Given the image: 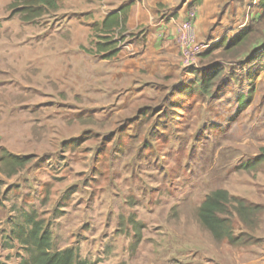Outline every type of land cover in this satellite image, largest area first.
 <instances>
[{"label": "rangeland", "instance_id": "rangeland-1", "mask_svg": "<svg viewBox=\"0 0 264 264\" xmlns=\"http://www.w3.org/2000/svg\"><path fill=\"white\" fill-rule=\"evenodd\" d=\"M125 1L55 0L25 20L15 0H0V264L27 257L16 235L31 215L50 231L53 251L72 248L88 264H264L258 0L211 3L205 40L195 25L203 0L186 4L180 26L191 18V44L203 46L188 58L180 28L173 74L138 39L150 24L129 29ZM185 2L159 9L176 16ZM120 9L124 27L103 33L104 17ZM248 26L245 44L202 55ZM216 62L223 85L205 95L194 71ZM7 153L29 161L8 175ZM217 189L261 206L245 222L230 217L235 236L258 241H217L201 225L199 206Z\"/></svg>", "mask_w": 264, "mask_h": 264}, {"label": "trees", "instance_id": "trees-1", "mask_svg": "<svg viewBox=\"0 0 264 264\" xmlns=\"http://www.w3.org/2000/svg\"><path fill=\"white\" fill-rule=\"evenodd\" d=\"M193 1L198 2L199 0ZM17 2L20 4H16ZM54 3L55 0H15L11 6L22 12L23 19L30 20L40 16L44 7L54 6ZM257 6L264 14V0H258ZM120 11L121 9L104 17L100 23L103 33H108L109 30L119 26L124 27L126 16H123ZM250 31L248 26L237 31L230 38L223 36L214 45L208 47L202 55H208L209 52L220 46H224V51H231L238 45L245 44L246 40L249 39ZM98 46L100 51H106L105 46ZM115 53L116 50L105 57H111ZM261 56H264V50ZM223 71L221 63L216 62L210 67L196 69L192 81L201 93L213 95L223 85L222 78L225 76ZM250 97L251 90H249L248 99ZM261 151L262 154L255 161L264 158V147L261 148ZM3 156L1 159L12 167L8 175L15 173L18 168H22L29 161L28 156L18 157L8 153ZM248 165L249 163H246L244 166L248 167ZM260 208L261 206L257 204H248L244 198L230 196L226 190L217 189L205 196L198 209V219L215 240H226L233 244H248L258 240H250L248 236L244 238L243 235L235 236L230 217L235 214L241 221H244L246 217L255 215ZM16 237L27 249V257L22 260L21 264H88L86 260H81L72 248L53 251L50 231L44 227L42 220L36 219L33 215L25 218L24 225L17 231Z\"/></svg>", "mask_w": 264, "mask_h": 264}, {"label": "crops", "instance_id": "crops-1", "mask_svg": "<svg viewBox=\"0 0 264 264\" xmlns=\"http://www.w3.org/2000/svg\"><path fill=\"white\" fill-rule=\"evenodd\" d=\"M221 1L224 0H203V9L201 8L199 11H206V13H201L202 16L198 15L197 22L195 24L198 38L199 36L203 40L206 38V31L210 24L205 21V19H211V3L219 6ZM173 3L174 0H129L123 3V5H129L131 8L128 19V27L130 30H134V28L142 24H150L147 30L139 34L138 39L141 40V44L142 39H145V42L149 45L148 50L151 51V49L153 50L154 47V53L156 56L165 58V60H167L166 66L168 67L167 73L169 72V74H173L180 70L177 64L178 51L174 41L179 34L180 21L183 20L185 16L184 8L186 4L190 5L191 0H187V2L181 6V8L178 10V15L176 16L168 17L165 14L166 12H160L159 7H164L167 5V7L174 8L175 6ZM175 11H177V9ZM203 17H205V19ZM219 31L220 29H215L213 31L215 39L220 38L222 35L219 34V36H216L217 32L219 33ZM128 56L130 57L131 55ZM155 61L157 62L159 59L156 58ZM160 62L161 61H159V63ZM261 260L264 263V251L261 254Z\"/></svg>", "mask_w": 264, "mask_h": 264}, {"label": "built area", "instance_id": "built-area-1", "mask_svg": "<svg viewBox=\"0 0 264 264\" xmlns=\"http://www.w3.org/2000/svg\"><path fill=\"white\" fill-rule=\"evenodd\" d=\"M192 21L191 18L186 19L180 26V28L183 30V34L181 36L182 41H186L188 45V51H187V57L190 58L191 55L196 54L199 51V48L202 47L203 45L201 44L200 46H195L194 43H192V40L194 39V30L192 29ZM190 60V59H189ZM188 60V63L190 62Z\"/></svg>", "mask_w": 264, "mask_h": 264}]
</instances>
